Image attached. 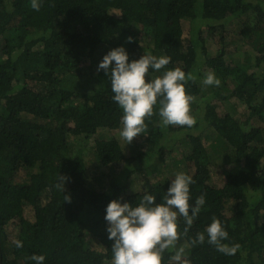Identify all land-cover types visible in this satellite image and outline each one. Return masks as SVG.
<instances>
[{"label": "trees", "instance_id": "trees-1", "mask_svg": "<svg viewBox=\"0 0 264 264\" xmlns=\"http://www.w3.org/2000/svg\"><path fill=\"white\" fill-rule=\"evenodd\" d=\"M205 28L216 45L207 46ZM232 30L239 47L227 37ZM121 45L130 60L168 56L166 69L185 72L196 121L164 127L154 108L129 155L114 138L105 140L120 132L122 110L97 71ZM209 71L219 86L203 84ZM262 121L264 0H42L39 11L30 0H0V264H35L26 259L32 254L45 255L44 264H112L105 207L118 198L138 204L145 192L159 201L169 180L144 190L126 183L135 163L147 175L159 173L153 158L161 166L186 163L195 180L190 203L206 197L186 233L178 217L176 248L165 250L161 264H180L173 259L179 248L190 264H264ZM91 138L98 168L124 163L107 184L94 186L82 163ZM176 148L183 158L166 163ZM20 170H31L23 181ZM58 173L68 177L63 193L55 186ZM213 218L228 231L226 243L240 245L235 255L191 245Z\"/></svg>", "mask_w": 264, "mask_h": 264}, {"label": "clouds", "instance_id": "clouds-1", "mask_svg": "<svg viewBox=\"0 0 264 264\" xmlns=\"http://www.w3.org/2000/svg\"><path fill=\"white\" fill-rule=\"evenodd\" d=\"M42 0H30L31 8L39 11ZM131 41V37H129ZM168 56L143 54L138 59H129V53L121 45L110 49L99 61L97 71L103 70L110 82L113 93L111 99L122 110L120 137L127 144L145 133L146 118L156 109L162 126L192 127L195 118L190 105L193 97L186 93V74L181 68L166 69L170 63ZM163 71L161 72V70ZM150 70L161 72L151 77ZM146 76L149 77L146 80ZM205 86H219L220 80L214 72H207L202 78ZM68 177L58 173L56 187L64 192ZM195 183L193 176L180 171L169 180L166 191L157 201V195L145 192L138 204L109 201L105 207L104 219L107 238L111 245L112 264H161L165 250L175 249L179 239L178 217H183L185 233L194 222L201 208L206 204L202 193L194 203H190V186ZM65 201L70 196L64 195ZM229 233L218 218H213L204 231L191 238L192 246L207 243L226 256L235 255L240 245L228 244ZM17 248L23 247L19 239L14 241ZM184 249L175 251L173 259L180 264H190L184 258ZM26 259L35 264H44L43 254H32Z\"/></svg>", "mask_w": 264, "mask_h": 264}, {"label": "rangeland", "instance_id": "rangeland-1", "mask_svg": "<svg viewBox=\"0 0 264 264\" xmlns=\"http://www.w3.org/2000/svg\"><path fill=\"white\" fill-rule=\"evenodd\" d=\"M203 30H204L203 32L204 40L206 41L207 46L210 47L211 45H216L217 38H213L211 34L208 32L207 28ZM227 37L229 38V40H233L236 42L239 41L234 30L227 32ZM235 45H238L239 47L241 43L237 42ZM259 124L264 126V121L260 122ZM112 138H114L115 140L119 142L124 154L129 155V153L131 152L129 148L130 145L129 144L126 145L127 142L120 137V132L118 131L111 132L109 135L105 137V140H110ZM69 141L75 142V144L79 146L78 145L79 141L76 140L74 136H70ZM93 141L94 139L91 138L90 142L86 144L85 149L81 153L82 154L81 156H82V163L87 168L89 176H92V178L97 180L95 181L94 186H98L101 183L107 184L113 179H116L119 176V174L122 172L124 168V163L122 162L117 165H113L109 163V164L101 165L98 168L97 161L95 159ZM182 156H184L183 150H181L180 148H176L173 150L172 153H170L164 158H165L166 163L170 164L169 162H171L172 160L180 161L183 158ZM153 160L156 161L155 165H156V168H159V173H156L155 171H153L154 173H151V175H147L145 169H140L136 167V163L133 164L132 171H129V174L127 175V178H126V183L132 184V187L130 189L132 190H142L143 189L144 190L146 184H149L150 182L154 183L157 180H166V179L170 180L174 176V174L177 172H180V171H183L185 173L188 172L186 163L184 162H180L179 164H177V167H176L173 164L167 165V166H164V165L161 166V164L157 161V159L153 158ZM146 168L149 169L148 165ZM30 171L31 170H20L19 173H17V180L23 181L24 178L28 176ZM218 183L219 182H217L216 184L218 185ZM8 231L12 233L13 231L12 225L8 227Z\"/></svg>", "mask_w": 264, "mask_h": 264}]
</instances>
